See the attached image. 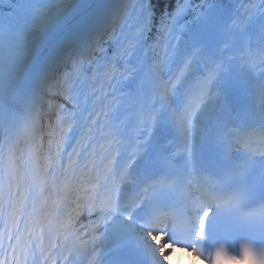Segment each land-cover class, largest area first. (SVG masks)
<instances>
[{
    "label": "snow or ice",
    "instance_id": "1",
    "mask_svg": "<svg viewBox=\"0 0 264 264\" xmlns=\"http://www.w3.org/2000/svg\"><path fill=\"white\" fill-rule=\"evenodd\" d=\"M166 245L264 264V0H0V264Z\"/></svg>",
    "mask_w": 264,
    "mask_h": 264
},
{
    "label": "trees",
    "instance_id": "2",
    "mask_svg": "<svg viewBox=\"0 0 264 264\" xmlns=\"http://www.w3.org/2000/svg\"><path fill=\"white\" fill-rule=\"evenodd\" d=\"M4 3L7 2V0H3ZM175 0H153V4L156 8L157 16H159L161 10L170 9V7L174 4Z\"/></svg>",
    "mask_w": 264,
    "mask_h": 264
},
{
    "label": "clouds",
    "instance_id": "3",
    "mask_svg": "<svg viewBox=\"0 0 264 264\" xmlns=\"http://www.w3.org/2000/svg\"><path fill=\"white\" fill-rule=\"evenodd\" d=\"M162 238H163L162 236H158L157 237V241L160 242ZM165 247L166 248H170L171 246L170 245H166ZM233 261H239V264H256V261H254L250 257H246L244 259H237V260H233ZM167 264H173V261L170 260V257H169V259L167 261ZM176 264H180V262L177 261Z\"/></svg>",
    "mask_w": 264,
    "mask_h": 264
},
{
    "label": "bare ground",
    "instance_id": "4",
    "mask_svg": "<svg viewBox=\"0 0 264 264\" xmlns=\"http://www.w3.org/2000/svg\"><path fill=\"white\" fill-rule=\"evenodd\" d=\"M165 238H162L161 239V241H160V243H165V241H166V239L164 240ZM166 251H168V252H170L171 253V255H170V260L171 261H173V264H176V259L178 258V257H180V259L181 258H183L184 256H186V255H188V254H184V253H182V252H179V251H175V250H173L172 248H166ZM181 253V254H180ZM186 253H188V252H186Z\"/></svg>",
    "mask_w": 264,
    "mask_h": 264
}]
</instances>
